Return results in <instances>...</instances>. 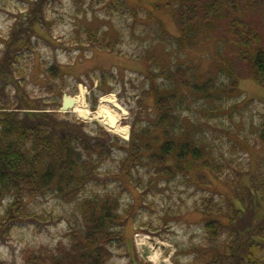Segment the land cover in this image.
Instances as JSON below:
<instances>
[{"label": "rangeland", "instance_id": "1", "mask_svg": "<svg viewBox=\"0 0 264 264\" xmlns=\"http://www.w3.org/2000/svg\"><path fill=\"white\" fill-rule=\"evenodd\" d=\"M119 1L120 6L112 4L115 0H0V56L12 27L26 25L35 9L42 13V23L30 29L33 49L24 50L17 61L22 73H17L14 83L5 85L0 96L17 99L26 95L39 107L60 111L64 94L76 96L83 87L94 113L101 97L114 94L126 110L120 124L128 128L127 135L114 132L99 119L79 118L74 108L60 112L71 120L81 119L88 130L103 129L128 140L157 118L156 94L147 91L150 71L156 69L162 83L165 71L196 66L198 79L203 81L217 75L223 64L231 65L240 94L224 96L216 112L202 110L213 104L203 98L187 99L179 107L186 122L199 124L198 133L207 139L216 157L224 156L219 176L212 169L206 172L212 185L193 173L191 178L157 175L144 163L122 170L119 163L125 150L120 146L102 164V180L92 179L79 195L85 191L95 196L111 194L119 199L122 210L134 213L125 225V243L116 245L109 264H203L222 242L206 238L205 215L198 205L209 196L224 204L226 177L234 179L233 188H242L252 175L264 172V142L259 139L264 85L255 78L249 55L246 59L243 49H232L234 42L227 35L231 15L215 20L217 29L203 35L195 47L181 49L176 42L180 0ZM237 5L240 15L262 33L264 47V0H237ZM93 34L95 39L90 37ZM55 64L61 76L52 78L47 71ZM228 80L229 74L221 73V81ZM20 102L24 104V100ZM7 203V199L0 203V217ZM27 204L34 216L12 223L0 219V264H27L30 251L68 244L84 225L76 201H63L55 189L30 196ZM260 248L258 254L264 260V247Z\"/></svg>", "mask_w": 264, "mask_h": 264}, {"label": "trees", "instance_id": "2", "mask_svg": "<svg viewBox=\"0 0 264 264\" xmlns=\"http://www.w3.org/2000/svg\"><path fill=\"white\" fill-rule=\"evenodd\" d=\"M112 4L120 6V1ZM237 6V0H180L176 7L179 26L176 42L181 49L195 47L203 35L217 29L215 20L227 13L232 16L227 24V35L234 42L232 49H243L246 59L249 55L253 74L264 85L262 33L240 15ZM33 15L25 21L26 25H14L11 38L4 39L0 92L5 90V85L15 82L17 73H22L17 64L20 54L33 49L30 29L42 23V13L35 9ZM16 30L18 35L14 33ZM90 37L95 39L96 35ZM155 70L148 75L151 87L147 91L150 95L156 94L157 118L129 140L103 129L88 130L81 119L71 120L68 114L56 108L39 107L26 95H19L17 99L0 96V203L8 200L0 219L12 223L34 216L28 207V198L55 189L63 201H76L84 223L68 244L30 251L27 264H109L116 245L125 243V225L129 215L134 216V213L122 210L119 199L111 194L95 196L85 191L79 196L92 179L102 180L101 166L114 148L121 146L125 150L119 163L122 170L144 163L157 175L183 174L191 178L193 173L201 181H208L209 169L216 172V176L223 171L224 156L216 157L207 139L198 133L199 124L186 122L179 107L187 99L203 98L213 101L212 105L209 103L202 108L211 113L221 108L224 96L240 94L239 80L232 66L223 64L217 75L211 74L203 81L198 79L196 66L165 71L162 76L166 79L162 83L158 82ZM47 72L52 78L61 76L56 64ZM224 72L229 74L227 82L221 81ZM20 100H24L25 105ZM259 139L264 142V121ZM127 165L130 166L126 168ZM127 175L132 176V171ZM255 175L242 188H233L234 179L226 177L227 189L225 187L222 193L226 194L224 204L213 196L197 204L205 215L206 238L222 242L216 252L211 250L215 253L203 264H264L258 254L262 250L260 246L264 247V213L261 214L264 172ZM208 182L212 185L213 181Z\"/></svg>", "mask_w": 264, "mask_h": 264}, {"label": "bare ground", "instance_id": "3", "mask_svg": "<svg viewBox=\"0 0 264 264\" xmlns=\"http://www.w3.org/2000/svg\"><path fill=\"white\" fill-rule=\"evenodd\" d=\"M68 96V95H67ZM74 98V109L85 114L87 119H99L101 123L118 134H128V128L120 124V118L126 114V110L119 104L114 94H108L100 99V106L96 112H91L86 101L85 89L81 87L80 94L71 96ZM112 123V121H114Z\"/></svg>", "mask_w": 264, "mask_h": 264}, {"label": "water", "instance_id": "4", "mask_svg": "<svg viewBox=\"0 0 264 264\" xmlns=\"http://www.w3.org/2000/svg\"><path fill=\"white\" fill-rule=\"evenodd\" d=\"M74 104H75V101H74V98L71 97V96H67V94H64V98H63V103H62V106H61V111H67V110H70L71 108L74 107ZM77 115L79 118H82V119H87V117L85 116L84 113H82L81 111L80 112H77ZM114 121H112V123H114Z\"/></svg>", "mask_w": 264, "mask_h": 264}]
</instances>
